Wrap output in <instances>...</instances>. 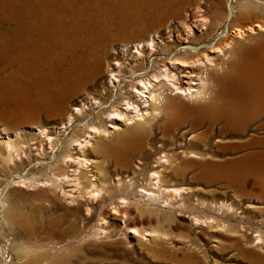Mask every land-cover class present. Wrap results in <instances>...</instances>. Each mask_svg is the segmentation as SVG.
I'll use <instances>...</instances> for the list:
<instances>
[{
	"label": "rangeland",
	"instance_id": "1",
	"mask_svg": "<svg viewBox=\"0 0 264 264\" xmlns=\"http://www.w3.org/2000/svg\"><path fill=\"white\" fill-rule=\"evenodd\" d=\"M216 1L208 0L211 6L205 4L201 10L188 8L182 18H164V28L153 35V53L148 52L146 44L140 49L147 65L145 80L159 83L153 74L167 68L177 75L182 88L187 89L191 84L193 92L199 87L196 75L203 70L183 63L172 64L163 56L168 45L182 47L212 32L211 25L205 30L201 23L215 16L217 11L212 4ZM15 2L16 6L0 4L1 51L10 42H5L3 31L10 32L12 37L19 26L18 21L11 19L21 8L20 1ZM114 3L95 9L102 11L104 7V16L117 17L115 21L120 25L128 19L125 15L137 19L138 13L119 8V1ZM182 19L191 28L193 40L187 38ZM144 26L125 31L109 29L114 38L111 52L124 57L123 62L128 65L137 64L138 44L124 48L122 43ZM14 46L16 42L12 51L0 54V133L4 130L13 135L19 133L24 150L21 159L9 165L3 162L8 154L0 144V194L9 206L5 211L0 210V218L7 216L12 207L10 223L0 225V248L4 249H0V258L7 250L6 264H264V244L257 240L260 235L264 238V169L255 171L249 164L245 170L225 168V163L242 153L233 149L237 141L221 139L219 125L208 147L199 139L192 142L194 135L203 134L206 128L200 127L191 134L192 117L183 125L190 117L186 119L190 108L197 104L195 98L189 97V90L171 94L169 117L175 119V109L179 108L176 117H180V128L165 134L159 127L166 116L161 115L152 130L146 123L153 118L150 102L146 104L134 96L143 84L137 81V88L134 87L126 78L129 75L118 73L119 66L113 61L110 62L112 74L105 70L96 83L76 95L63 110L35 118L30 111L34 103L26 104L28 94L21 89L19 54ZM225 53L212 52L210 58L214 62L205 63L216 67ZM239 55L240 60L264 66V32L235 38L229 56ZM158 56L166 61V68L163 63L153 65ZM102 100L106 104L102 105ZM128 102L133 105L129 106ZM77 108L86 109L84 118L76 115ZM114 110L127 114L126 118L113 116ZM70 116L74 117L73 125L68 124ZM91 119H95L96 125L102 124L108 134L93 136L92 146L82 152L70 139L78 132L80 140H84L88 134L79 131L78 124ZM42 130L46 135L40 134ZM219 140L225 144L221 146ZM102 141L107 146L102 147ZM62 144L71 157L58 165L54 171L56 181L45 187L43 183L53 173L48 166L56 164L55 155L62 154L58 150ZM85 159L91 167L78 164V160ZM154 171L162 176V182H158ZM93 176L106 185L103 196L96 200L86 195ZM23 178L28 179L27 186L18 184ZM128 185L132 188L128 189ZM123 196L127 197L124 205L120 199ZM225 206L232 208L226 212ZM116 208L120 214H116ZM125 214L126 221L166 237L159 239L146 233L143 239L127 230ZM196 218L202 222L196 223ZM209 224L228 229L211 228ZM1 264L5 262L1 260Z\"/></svg>",
	"mask_w": 264,
	"mask_h": 264
},
{
	"label": "bare ground",
	"instance_id": "2",
	"mask_svg": "<svg viewBox=\"0 0 264 264\" xmlns=\"http://www.w3.org/2000/svg\"><path fill=\"white\" fill-rule=\"evenodd\" d=\"M15 1L17 0H7V4L4 5V0H1L0 4L3 6H16ZM19 1L18 4H21L20 11L14 9V11L18 10L19 12H15L14 17L11 16V19L19 22V26L16 27V33L12 37L10 32L3 31L5 42H10L7 48L3 47V51L0 49V54L12 51L11 48L16 42L17 46H14V50L18 51L20 57H18L20 66L18 67L20 68L19 73L21 72L22 79L21 89L25 94H28L27 99L25 98L26 104L34 103H32L33 108L30 111L32 110L31 113L35 118H41L43 114L49 116L53 112L55 113L56 109L63 110L76 95L96 83L105 70L112 74L114 70L110 71V62L114 61L119 66L117 69L118 73L125 77L129 75L126 78L131 81L134 87L137 88V85H135L137 81L143 84L141 89L137 93H134V96L140 100H145L146 104L150 102L153 118L146 123L152 130H154V124L160 120L161 115L166 116L165 122L160 124L159 127L165 134L172 133L173 129L178 130L180 128L179 125L182 124L178 122V118L180 117H176L180 109H175V117H173L175 119L169 117L171 113L170 108L172 107V103L170 102L173 99L171 94L179 90H182V92L189 90V97L195 98L197 104L190 108V114L186 119L190 117L183 125L185 126L192 117L191 134L200 127L206 128L203 134H193L194 138L192 142L197 143V139H199L204 146L208 147L209 140L215 135L213 133L219 125L221 126L219 128L221 139L231 142L233 140L237 141L233 149L236 152L238 151V153H242L225 163V168L234 167L237 170H245V165L249 164L255 171L264 169V66L256 62L252 63L240 60L241 55L237 58L229 56L235 38L245 37L248 33L264 32V0H227L225 2L217 0L216 3L212 4L217 11L215 16L212 19H205L201 23V26L205 30H208L211 25L212 32L205 33L198 40H193V33L187 22L184 19L180 20L185 28L187 38L193 41L191 44L177 48L168 45L166 49L167 54L163 57H165L167 62L169 61L175 65L183 63L184 65L194 66V68L197 66V68L203 70L200 74L196 75L199 87L193 92H191V89L194 87L191 84L187 89L178 85L177 75H172L171 71L166 68V61L160 58L162 56L156 57L153 61V65L159 63L165 64L166 71H159L158 74H153L152 76L154 79L159 80V83L152 79L145 80L148 76L147 65L145 60H142L143 57L141 56L143 53L140 49H143L146 44L148 52L152 54L155 49L153 35L160 33L159 29L164 28L167 17L182 18L190 7H196V9L201 10L205 4L210 5L211 2L208 3V0ZM115 1L116 3L120 2L119 8L123 9V7H126L138 13L137 19L135 20L133 17L125 15L124 17L128 19L120 25L115 21L117 17L114 18L111 15L104 16L102 13L104 12V7L102 11L95 9L96 6L108 3L112 4ZM116 14L114 13L113 15ZM237 23H242L243 25ZM141 25L145 26L140 29L139 33H135L136 35L133 34L130 35L131 37H126L125 39L127 40H124L121 46L126 48L131 44L140 45L136 47L138 49L137 54H139L135 61L137 64L133 66L129 63V66L123 62L125 61L124 57L111 52L114 38L111 37L113 33L109 29L111 27L114 30L119 29V31L135 30V26L139 28ZM0 27L2 28V26ZM224 51L226 53L216 67H209L205 63L214 62L210 58V53ZM10 58L12 59V57ZM13 59L15 58L13 57ZM202 65H206V68H204L205 66L201 67ZM171 85L175 86V88H172ZM28 90L30 93H27ZM147 91L148 95H146ZM101 104H106V101L102 100ZM128 104L129 106L133 105L130 102ZM29 107L27 106V108ZM76 110V115L79 117L84 118L86 116L87 112L85 108H77ZM111 114L123 118H126L127 115L119 110H114ZM73 120L74 117L70 116L68 124L73 125ZM127 120L135 119L128 118ZM78 128L79 131L86 132L88 136L84 140H80L78 132H74L70 140L71 144L78 146L82 152H85L86 149L92 146L93 136L99 135L104 137L108 134V130L103 129L102 124H95V119L79 122ZM40 134L46 135L44 130ZM19 137V133L13 135L5 132V130L0 133V144L4 146L6 155L8 154L3 160L4 163L12 165L17 159H21V150H24V148H22ZM218 142L221 146L225 144L222 140ZM105 146L107 144L102 141V147ZM58 148L62 154L65 152L63 144ZM56 155V164L48 166V169L52 170L53 173L43 183L45 187L56 181L54 171L57 170L58 165L62 162L65 164L69 157H71L68 152L64 153L66 159L63 158L64 155L61 156L59 153ZM78 161V164L82 167H91L87 159ZM154 174L157 176L158 182H162V176L159 172L154 171ZM95 177L93 176V180H90L91 185L87 189L86 195L89 196V199L96 200L103 196L106 185L99 182V178ZM27 180L25 178L22 181H18V184L27 186ZM81 186L84 189V185ZM120 188L118 185V190ZM127 188L131 189L132 185H128ZM148 194L154 193L148 192ZM180 195L183 194L180 193ZM120 199H122L121 204L124 205L127 197L123 196ZM7 207H9L7 202L4 201L0 194V210L5 211ZM231 208V206H225L223 210L228 212ZM9 209L7 216L0 218V225L10 223L9 214H11L12 207ZM117 213L120 214L121 212L116 208ZM127 217L128 215L125 214L124 220L125 224H127V230H132L131 232L141 236L143 239L146 233L158 236L159 239L166 237L156 235L159 232L139 228L135 222L126 221ZM194 221L196 223L202 222L198 218L194 219ZM204 223L208 222L204 221ZM209 225H211V228H222L224 231L228 229V227L220 224L216 226L213 224ZM257 240L264 244V238L261 235ZM5 251L2 254V258H0V264L1 260L5 264L8 263L6 260L7 250Z\"/></svg>",
	"mask_w": 264,
	"mask_h": 264
}]
</instances>
